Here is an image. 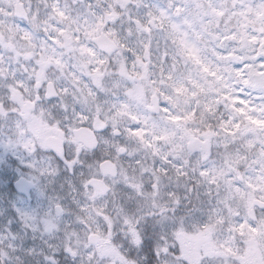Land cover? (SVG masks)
<instances>
[{"label": "clouds", "instance_id": "9594fccd", "mask_svg": "<svg viewBox=\"0 0 264 264\" xmlns=\"http://www.w3.org/2000/svg\"><path fill=\"white\" fill-rule=\"evenodd\" d=\"M187 7L0 0V151L63 193L38 264H264V76Z\"/></svg>", "mask_w": 264, "mask_h": 264}, {"label": "flooded vegetation", "instance_id": "af4514ba", "mask_svg": "<svg viewBox=\"0 0 264 264\" xmlns=\"http://www.w3.org/2000/svg\"><path fill=\"white\" fill-rule=\"evenodd\" d=\"M210 1L211 4L217 2V11L221 12L201 14L196 10L197 0H184L188 6L186 11L190 13L188 19L197 29V34H201V39L209 33L215 35V32L225 36L223 44L215 47L218 53L229 56V59L233 56L238 58L239 62L233 65L235 68L239 69L243 64L246 71L251 70L258 76H264V0ZM52 2L61 6L69 0ZM165 3L166 0H140L139 12L144 13L153 7L163 9ZM133 19L130 14L127 24L117 20L107 27L119 26V33L123 36L126 28H135ZM249 37L255 38V49H248ZM127 40L132 43L135 35L127 37ZM193 59L199 63L195 55ZM259 82L264 84V80ZM21 164L20 157L0 151V238L6 243H13L23 260L38 264L40 258L35 252L44 247V241L55 231L59 217L55 216L54 205L63 193L55 185L44 188L35 184ZM29 251H32V255H29Z\"/></svg>", "mask_w": 264, "mask_h": 264}, {"label": "rangeland", "instance_id": "374dc122", "mask_svg": "<svg viewBox=\"0 0 264 264\" xmlns=\"http://www.w3.org/2000/svg\"><path fill=\"white\" fill-rule=\"evenodd\" d=\"M256 128H258V129H264V124H261V123H260V125H259V126H256ZM244 131H245V135H246V136H256L257 138H258L259 135L261 134V133H257V132H255V131H248V130H244ZM249 231L252 232L253 235H255L253 229H249ZM0 256H1V257H5L4 253H0ZM5 258H6V257H5ZM7 264H9V263H7ZM248 264H256V260H255L254 258H253V259H250V260L248 261Z\"/></svg>", "mask_w": 264, "mask_h": 264}]
</instances>
